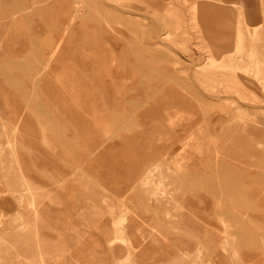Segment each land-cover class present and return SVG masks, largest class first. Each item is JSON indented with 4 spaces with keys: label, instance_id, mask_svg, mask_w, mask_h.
I'll use <instances>...</instances> for the list:
<instances>
[{
    "label": "rangeland",
    "instance_id": "1",
    "mask_svg": "<svg viewBox=\"0 0 264 264\" xmlns=\"http://www.w3.org/2000/svg\"><path fill=\"white\" fill-rule=\"evenodd\" d=\"M0 264H264V0H0Z\"/></svg>",
    "mask_w": 264,
    "mask_h": 264
},
{
    "label": "bare ground",
    "instance_id": "2",
    "mask_svg": "<svg viewBox=\"0 0 264 264\" xmlns=\"http://www.w3.org/2000/svg\"><path fill=\"white\" fill-rule=\"evenodd\" d=\"M240 39V38H239ZM160 173V172H159ZM160 176V175H159ZM161 176L163 177V175H162V173H161ZM155 193H157V191H154ZM37 211H39V210H37ZM33 219V218H32ZM23 222V221H22ZM48 224V223H47ZM43 234V233H42ZM87 237V236H86ZM185 257H188L189 255H184Z\"/></svg>",
    "mask_w": 264,
    "mask_h": 264
}]
</instances>
